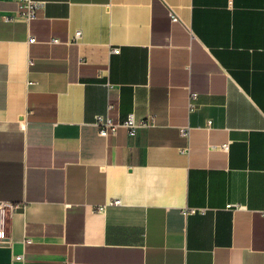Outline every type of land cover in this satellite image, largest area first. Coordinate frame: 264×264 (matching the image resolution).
Instances as JSON below:
<instances>
[{"label": "crops", "instance_id": "0c3cea01", "mask_svg": "<svg viewBox=\"0 0 264 264\" xmlns=\"http://www.w3.org/2000/svg\"><path fill=\"white\" fill-rule=\"evenodd\" d=\"M34 1L0 0V264H264V0Z\"/></svg>", "mask_w": 264, "mask_h": 264}, {"label": "built area", "instance_id": "2783aa9c", "mask_svg": "<svg viewBox=\"0 0 264 264\" xmlns=\"http://www.w3.org/2000/svg\"><path fill=\"white\" fill-rule=\"evenodd\" d=\"M230 1V0H229ZM42 3L37 2L34 0H17L16 2V8L12 15H3L1 16V20L3 22H15L17 20H23L26 23H29L37 18L38 10L41 8ZM170 20L171 22H176L177 19L173 14H170ZM81 38V32L76 31L72 37L68 41L69 44H77ZM37 40L33 36H29L28 43L34 44ZM51 44H59L60 41L58 39H52L50 41ZM118 48H113L112 53L116 54L118 53ZM79 64H84L83 61H80ZM32 62L28 61V66H31ZM28 85H31V83H28ZM195 94H191L190 96V102H189V110L191 111L194 108L193 99L195 98ZM112 109V106L108 104L107 111H110ZM94 125L98 130V135L102 138H105L107 136H113L115 135L120 129L124 130L128 137H135L140 130H146L153 128L155 126V121L153 117H148L145 119H137L136 116L131 113L128 114L123 120L121 121H114L108 114L106 115H98L95 117ZM211 122H207V126H210ZM180 136L183 138H188L189 130L181 129L180 130ZM220 150L223 152H227L229 149V143H224L219 147ZM120 200H113L110 202H107L105 205H101L97 207V210L99 212L103 211L105 207L107 206H119ZM22 206L14 205L9 202H3L0 201V245L2 244H8L9 238H8V218L13 213L17 212L19 209H21ZM229 209V206L227 207ZM198 210L194 208L186 209L184 210L183 214L185 216L195 214ZM25 245L30 244V241L28 239H25L24 241ZM17 261L21 260V256L16 258ZM63 264H69V263H63Z\"/></svg>", "mask_w": 264, "mask_h": 264}]
</instances>
